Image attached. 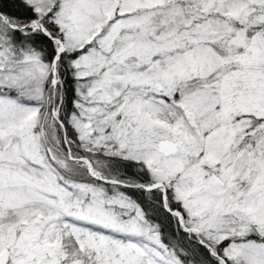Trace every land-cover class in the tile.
Here are the masks:
<instances>
[{
    "label": "snow or ice",
    "instance_id": "1",
    "mask_svg": "<svg viewBox=\"0 0 264 264\" xmlns=\"http://www.w3.org/2000/svg\"><path fill=\"white\" fill-rule=\"evenodd\" d=\"M0 264H264V0H0Z\"/></svg>",
    "mask_w": 264,
    "mask_h": 264
}]
</instances>
